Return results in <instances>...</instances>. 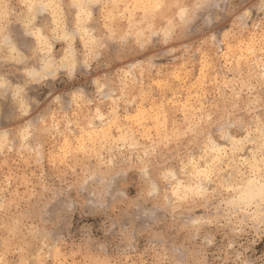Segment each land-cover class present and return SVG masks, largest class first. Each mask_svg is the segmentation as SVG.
<instances>
[{
  "label": "rangeland",
  "instance_id": "obj_1",
  "mask_svg": "<svg viewBox=\"0 0 264 264\" xmlns=\"http://www.w3.org/2000/svg\"><path fill=\"white\" fill-rule=\"evenodd\" d=\"M71 2L0 0V67L7 70L0 72V85H8L0 87V98L6 97L8 105L17 111L37 116L46 128L40 139L43 158L39 165L23 158L15 148L0 152V234L8 237L10 231L15 233L13 242L23 248V258L29 264H72L73 260H79L84 238L82 229L92 227L98 219L87 215L85 209L75 215L69 225H61L57 206L52 204L45 208L44 202L38 203L33 195L40 192L42 182L52 184L54 181L55 186L64 184L66 187L78 176L83 178L85 167L95 168L98 163L103 165L105 160L111 164L112 156L142 153L154 140L171 136L174 129L193 128L201 114L211 115L210 110L214 109L224 111L225 117L224 127L211 139L190 148L192 133H189L181 136L179 142L174 138L168 143L173 155L186 157L182 164L177 161L171 166L175 178L167 180L178 189V194L191 188L192 181L198 183L197 167L211 171L215 166L227 168L232 155L249 154L253 147L256 150L260 147L245 142L238 150L233 148L234 142L242 141L238 134L241 131L228 114L235 92V103L238 109L245 110V119L258 120L264 116V91L258 84L260 56L258 52L254 55L248 52L247 36L230 41L229 45L216 44L200 51L196 49L200 48L202 38L193 43L178 37L164 43L151 33L167 28V18L145 21L143 11L137 10L134 14L125 11L133 0H102L107 6L105 13H112L115 28L127 34L126 40L116 46L106 42L98 49L99 55L91 59L92 66L85 70L86 75L77 76L75 71L69 75L64 59L69 56V42L54 39V36L63 35L65 30H76V13L80 10L70 11L67 6ZM41 4L52 6L41 11ZM86 11L97 17L94 8ZM30 21L35 24V29L31 28ZM38 21L46 27L42 28ZM88 23L89 30L95 35L94 21ZM103 23L100 19L101 28ZM230 27L231 22L228 28L222 29L221 38ZM36 29H40L41 38L51 44L50 52L35 51L39 43L35 35L27 37L35 42L32 50L26 51L17 43L18 34ZM81 35L77 32L71 41V50L79 54L77 68L88 53L89 36L84 35L81 39ZM229 46L231 61L225 59ZM62 62L64 66H61ZM233 68L239 71L233 74L229 71ZM226 80L233 81L227 89L223 87ZM97 81L99 89L109 97L101 107V114L107 116L115 106L120 119L111 127L93 121L97 127L90 133V118L100 106L94 98L102 94L98 91ZM164 83L169 87H159ZM77 89L84 92L86 100L69 103L73 97L68 93L75 95ZM138 111L145 113L139 122L125 118L135 116ZM13 126L16 125L0 121V130ZM101 127H105L106 132H102ZM25 134L31 136L28 129ZM81 146L87 150H80ZM189 160H194L196 167L188 165ZM249 179L253 185L259 181L258 176ZM253 194L250 185L236 186L238 200H247ZM145 247L146 241L141 240L137 250L129 251L126 258L132 261L146 259ZM249 250L254 258H264V237L256 234ZM9 258L19 260L21 257L17 254Z\"/></svg>",
  "mask_w": 264,
  "mask_h": 264
},
{
  "label": "clouds",
  "instance_id": "obj_2",
  "mask_svg": "<svg viewBox=\"0 0 264 264\" xmlns=\"http://www.w3.org/2000/svg\"><path fill=\"white\" fill-rule=\"evenodd\" d=\"M172 5L187 9V18L181 20L174 8L167 15L168 26L175 39L185 37L193 43L200 40V48L216 44L211 37L228 29L229 40H242L245 36L259 53L260 66L264 59V0H170ZM52 6V5H50ZM242 9V11H241ZM168 40V41H169ZM165 41L164 43H167ZM243 47V46H241ZM73 62L79 54L68 51ZM99 51L85 53L84 59H94ZM82 60V61H83ZM87 70V69H86ZM6 69L0 67V72ZM211 115L199 116L194 122L195 130L189 136V147L195 148L206 142L224 127L225 112L210 110ZM244 109H229L230 118L243 132V141L259 145L249 154L239 152L232 155L229 166H215L208 179L192 181V191L177 193L173 185L163 179V172L186 157L173 155L169 144L161 145L154 140L152 146L134 156H112V163L105 160L95 168L82 169L83 178L60 186L41 183L40 192H34L38 203L45 208L55 204L59 209L61 225H69L80 212L98 219L92 227L82 229L84 238L78 255L72 264H264V258H254L250 252L251 240L256 234L264 237V116L258 120L245 119ZM211 116V119L209 118ZM0 121H8L13 127L0 130V152L15 148L21 156L41 163L43 151L40 145L43 122L34 115L10 107L7 98H0ZM25 129L31 136L25 134ZM195 137L193 139L192 137ZM18 145V148L16 147ZM154 147L156 150H154ZM186 155H190L187 153ZM207 163V161H205ZM76 174V169L73 168ZM258 176L256 185L250 177ZM152 185L156 192L151 191ZM250 185L254 194L247 200H238L236 186ZM2 209V208H0ZM98 225V227H96ZM2 227V226H0ZM99 233V234H97ZM15 233L0 234V264H29L23 258V248L14 243ZM141 240L146 241V259H127L129 251H136ZM20 255L19 260L9 257Z\"/></svg>",
  "mask_w": 264,
  "mask_h": 264
},
{
  "label": "snow or ice",
  "instance_id": "obj_3",
  "mask_svg": "<svg viewBox=\"0 0 264 264\" xmlns=\"http://www.w3.org/2000/svg\"><path fill=\"white\" fill-rule=\"evenodd\" d=\"M39 7H40L41 11H45L48 7H50V5L41 4ZM67 7L70 11H76L77 9L80 10L79 12L76 13V30L72 31V32L65 30L63 35L56 34L54 36V39H60V40H64V41L69 42V48L67 51L71 50V41L77 32L82 34L81 39L84 38V35L89 36V40L87 43L89 55L93 54L98 49L103 48L105 46L106 42H111L113 44V46L123 44L125 42L127 34L117 31V29L115 28L114 23H113L115 20V17L110 12L105 13L104 9L107 6L102 2V0H87V3H85V0H72L71 4H69ZM88 8H94L97 12V17L94 18L92 12L86 11V9H88ZM170 8L175 9L176 15L181 20H184L187 18V15H188L187 9H185L184 7H182L180 5H172L170 3V0H133V2L129 4V6L125 9V11H130L131 13L134 14L137 10H141L144 13L145 21H148L149 19L155 20L157 18H161V19L166 18L168 13H169ZM241 11H242V9H241ZM100 19H103V21H104L102 28L100 27ZM89 21H94L95 35L93 34V32H91L89 30V23H88ZM38 23H41L42 28L46 27V25L43 24L42 21H38ZM69 23H71V21H69ZM30 26L32 29H35V24H31V21H30ZM151 28H152V24L150 23L149 29H151ZM151 34L154 35L157 38V40L162 39V41L165 42V41H168L169 38L172 36V29L169 27V28L163 29L161 32H152ZM32 35H35L37 37V41H39V43L37 44V47L35 48L36 52H50L51 44L47 40H44L41 38L40 29H36L34 32L33 31H26V32L18 34L16 37V40H17V43L19 44V46L21 48H24L26 51L32 50L33 43H35V42L27 39L28 36H32ZM223 36H224L223 40L219 39L218 38L219 33H218L217 36L211 37V39L214 42V44L229 45V43H230L229 32L224 31ZM206 47H207V45L204 44V45H202L201 49L206 48ZM118 50L119 49L117 48V51ZM247 50L250 54L254 53L255 49H254V46L252 45L251 42L248 43ZM242 51H243V48H242ZM64 59L67 61V67L69 69V75H71L73 71L76 72L77 76H80L81 74L86 75L87 73L85 72V70L86 69L90 70V68L92 66L90 64L89 59H84L79 64V68H77V63L73 62V60L69 56H66ZM206 59L207 58H205V61H204L205 63H206ZM225 59L228 61L232 60V54H231V47L230 46L228 48V52L225 54ZM241 59L243 60L244 58L241 57ZM261 63L264 64V59H262ZM61 66H64L63 62L61 64ZM229 71L232 72L233 74H235L236 72L239 71V69L233 68V69H229ZM29 75H31V74H29ZM96 83H97L98 91L102 92V90L99 89V81H97ZM121 83H123V80L121 81ZM231 84H233V81H227L226 80L223 87L225 89H227L229 87V85H231ZM258 84H259L260 89L262 91H264V66L260 67V75L258 77ZM241 86L242 87L244 86L243 82H241ZM0 87H8V85L4 84V85H0ZM151 87H152V85H149V88H151ZM159 87H161L163 89V88L169 87V85L164 83V84L160 85ZM18 92H19V90H18ZM62 95H63V93H62ZM68 95L73 97L69 103L74 104L77 100H79L81 102L86 100L84 92L80 89H77V94L74 95L73 93L69 92ZM108 98H109L108 95L103 93V92L100 96L94 98V100L96 102H98V104L100 106L97 107L95 115H92L90 118V121L88 124V127L90 129V133H91V130H93L97 127V125L95 123H93V121L98 120L101 126L106 125L107 127H111L116 121H118L120 119L119 114H118V110L115 106L112 107L111 111L108 112L107 116L101 114V107L104 106L105 100ZM235 100H236V94L234 92L232 102H231V107L233 109L238 107V104L235 103ZM87 102L92 103L93 101H87ZM143 115H145V113H143L142 111H138L135 116L125 117V118L139 122ZM209 118L211 119V116ZM100 130L102 132H106L105 127H101ZM194 132H195V130L192 127H186L183 129V131H181L180 129H174L171 136H165L163 139H161V145H163L165 143H167V144L170 143L172 141V139H174V138L177 140V142H179L181 136H188L189 133L194 134ZM257 132H258V134H264V129L258 128ZM238 134L243 135V132H239ZM250 138L251 137L248 136V137H245L243 141L234 142L233 148L235 150H238L239 147L243 143L247 142V140ZM5 139H6L5 137H0V143H4ZM262 149H264V145H262ZM80 150L86 151L87 149L84 148L83 146H81ZM154 150H156L155 147H154ZM188 165L196 167V162L194 160H189ZM188 165H185V167H187ZM211 174H212V171L210 168H205V169L201 170L197 167L196 177H197L198 183L195 185V188L197 191L200 190L199 180L201 178L208 179L211 176ZM170 178H172V179L175 178V172H173L171 170V167H169L166 171L163 172V179L164 180H168ZM192 190H193L192 188H187V189H184L183 191L190 192ZM151 191L153 193L156 192V186L155 185H152ZM175 191L177 192L178 189H175Z\"/></svg>",
  "mask_w": 264,
  "mask_h": 264
},
{
  "label": "bare ground",
  "instance_id": "obj_4",
  "mask_svg": "<svg viewBox=\"0 0 264 264\" xmlns=\"http://www.w3.org/2000/svg\"><path fill=\"white\" fill-rule=\"evenodd\" d=\"M80 39V38H79Z\"/></svg>",
  "mask_w": 264,
  "mask_h": 264
}]
</instances>
